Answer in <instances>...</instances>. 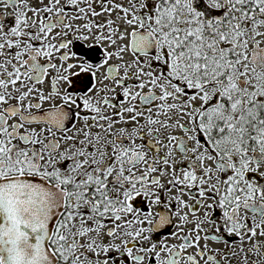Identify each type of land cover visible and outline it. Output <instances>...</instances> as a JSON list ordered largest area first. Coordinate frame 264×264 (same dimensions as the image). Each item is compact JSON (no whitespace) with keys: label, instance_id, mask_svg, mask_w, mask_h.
Returning <instances> with one entry per match:
<instances>
[{"label":"snow or ice","instance_id":"6c2138e0","mask_svg":"<svg viewBox=\"0 0 264 264\" xmlns=\"http://www.w3.org/2000/svg\"><path fill=\"white\" fill-rule=\"evenodd\" d=\"M0 264H264V0H0Z\"/></svg>","mask_w":264,"mask_h":264}]
</instances>
